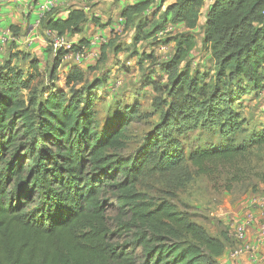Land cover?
I'll return each mask as SVG.
<instances>
[{"label":"trees","instance_id":"16d2710c","mask_svg":"<svg viewBox=\"0 0 264 264\" xmlns=\"http://www.w3.org/2000/svg\"><path fill=\"white\" fill-rule=\"evenodd\" d=\"M204 2L175 0L166 12L174 25L192 30ZM153 3L136 1L122 16L129 25ZM209 10L204 42L213 53L215 81L207 83L189 68L179 72L194 38L177 37L176 55L167 64L168 91L176 97L170 122L178 121L174 113L186 116L188 110L219 124L228 142L189 157L216 188L231 191L252 178L264 185V157L256 152L264 147V129L237 143L233 134L243 124L231 108L240 95L233 98L231 91L238 78L255 90L264 87V0H216ZM60 11L53 7L43 14L44 34H81L89 19L85 9L70 8L66 18ZM114 42L102 46L95 68L108 60ZM90 46L91 40L81 37L71 48L55 49L50 81L69 53ZM30 66L40 75L37 56ZM84 81L75 69L66 81L69 93L60 89L44 97L31 79L0 66V264H220L228 234L214 237L173 202L138 190L158 158L167 169L182 162L181 145L158 129L135 153L124 154L136 109L101 118L92 89L75 87Z\"/></svg>","mask_w":264,"mask_h":264},{"label":"rangeland","instance_id":"374dc122","mask_svg":"<svg viewBox=\"0 0 264 264\" xmlns=\"http://www.w3.org/2000/svg\"><path fill=\"white\" fill-rule=\"evenodd\" d=\"M73 1L67 3L66 0H62L63 4L54 7L65 10L72 7ZM174 1L154 0L145 13L136 15L133 22L128 25L120 13L122 9H118V0L112 5V1L98 0L92 3L93 0H85L89 17L87 28L85 27L79 35L64 37L69 43V48L80 41L81 37L90 38L94 34V42L97 44L94 49L85 47L88 52L85 59H78L75 52L69 53L60 66L57 77L50 81L49 71L56 49L51 43L58 37L53 34L51 37L45 35L40 24L39 34L45 36L47 42L43 46L42 41L38 39V43L33 46L34 49H31V43L35 38L29 39L27 35V32L34 29L31 27V13L39 0H0V8L7 4L11 7L7 14L5 12L0 14V66L22 73L26 80L31 79L32 86L44 97L50 91L60 89L69 93L70 88L66 86L67 78L78 69L85 75V81L75 87L85 91L92 89L95 109L101 118L106 119L109 115L116 116L127 109L135 108L138 116L129 127L130 140L123 151L126 155L135 153L139 147L145 145L146 138L156 133L158 129L169 138L176 139L181 145V152L185 154L182 162L173 169H167L158 158L141 177L138 190L156 200L165 199L173 202L179 211H185L191 220L202 225L214 237L222 238V232L228 234L226 250L229 254L238 247L232 234L233 224L245 214L252 197L264 194V185L262 181L252 178L236 184L231 191L216 188L208 176L197 173L189 157L200 148L218 147L228 142V137L219 132V124L214 120L208 122L205 117L191 116L188 110L186 116L174 113L178 121L170 122V105L176 97L168 91L171 82L167 64L176 55L178 43L176 38L182 34L194 38V44L188 51L189 55L179 65V72L189 68L193 76L205 75L207 83L215 81L212 77L216 76L217 72L213 53L204 42L210 5L204 4L198 25L190 30L183 23L174 25L170 21L171 15H168L166 8ZM99 4L100 7H96ZM59 14L66 15L62 11ZM8 16L10 18L6 21ZM93 17L99 20L98 24L93 21ZM118 20V25L110 29L111 26L108 24L117 23ZM94 23L100 26L106 35L96 33L93 29ZM5 33H10L11 39L3 42L2 35ZM137 37L141 39L136 41ZM98 38L103 40L98 41ZM114 40V45L107 50L108 60L95 68L101 57L102 46ZM115 48L120 50L115 52ZM24 54L30 58L25 59ZM36 54L42 57L40 75H35L30 66V61ZM231 91L234 92L231 93L233 98L240 94L237 100L233 99L231 108L243 124V128L233 134L234 139L237 143L248 141L264 129V87L255 90L249 83L238 78ZM24 94H28L27 90ZM178 101L183 102L180 99ZM224 107L225 105L222 109ZM256 152L264 157V147ZM261 168H264L263 164ZM246 257L251 260L255 258L250 255ZM231 259L232 264H244L241 257ZM219 263L226 264L222 261Z\"/></svg>","mask_w":264,"mask_h":264},{"label":"built area","instance_id":"2783aa9c","mask_svg":"<svg viewBox=\"0 0 264 264\" xmlns=\"http://www.w3.org/2000/svg\"><path fill=\"white\" fill-rule=\"evenodd\" d=\"M131 1H139V0H131ZM216 0H205V5L209 4L210 6L215 3ZM59 4V0H40L37 3V11L38 17L35 20V25L39 26L41 24V19L43 14L53 8L54 6ZM204 7L202 10H204ZM47 35L52 36L56 35L55 32H51L46 30ZM4 39L9 41L11 39L10 33H5ZM57 39L51 43L54 44L56 49H60L62 47H68L69 43L65 40V37H61L57 35ZM103 39L98 38V41H102ZM83 47L81 51L75 52L78 59H85L88 55V52ZM260 217V223L258 225V230L254 241L250 240V231L251 228L257 222V218ZM233 232L232 234L235 237V240L238 243V247L232 250L229 254L231 258H240L242 255H250L251 257H256L258 252L260 251L263 243H264V194L254 196L249 201V208L245 211V214L241 217L239 221L233 224Z\"/></svg>","mask_w":264,"mask_h":264},{"label":"crops","instance_id":"0c3cea01","mask_svg":"<svg viewBox=\"0 0 264 264\" xmlns=\"http://www.w3.org/2000/svg\"><path fill=\"white\" fill-rule=\"evenodd\" d=\"M40 1V0H39ZM67 1V3L70 1V0H66ZM71 1H73V0H71ZM84 1L85 0H77V1H73V5H72V7H70V8H76V7H82V8H84L85 9V11H86V13H87V9H88V7H87V3H84ZM96 1H98V0H93V2L92 3H94V2H96ZM105 1H112L111 2V5L113 4V2L115 1V0H105ZM17 2H19V3H21V1H17ZM134 2H136V1H130V0H118V3H117V6H118V9L120 8V9H123L125 6H127V5H133L134 4ZM71 3V2H70ZM174 3V2H173ZM59 4H63V2H62V0H59ZM172 4V3H171ZM96 7H100V4L99 5H97ZM70 8H66L65 10H61L63 13H65L66 15H61V17H63V18H66V17H68V10L70 9ZM33 9V11H32V13H31V16H32V20H31V27H34V29H33V31L30 33V32H27V35L29 36V39H31V37L32 38H35V40H34V42L33 43H31V49L33 48V46H34V44H36V43H38V39L39 40H41L42 41V44H44L43 46H45V44H46V42H47V39H46V37L45 36H43V35H41V34H39V30H38V27L39 26H36L35 25V20H36V18L38 17V11L36 10L37 9V6L36 7H33L32 8ZM119 9V10H120ZM11 11V7H10V5H5V6H2L1 8H0V14L2 13V12H5V14H7V12H10ZM121 13V12H120ZM60 15V14H59ZM121 15H122V13H121ZM1 17V16H0ZM123 17V16H122ZM9 16H8V18H6V21H8L9 20ZM122 19V18H121ZM118 22H119V20L117 21V23H115L114 22V24H112L111 22L108 24V25H110L111 27H110V29H113L114 27H115V25H118ZM92 24V23H91ZM112 24V25H111ZM19 25V24H18ZM90 25V24H89ZM93 26V25H92ZM94 26H95V28L93 27V29L96 31V33H99V34H101V35H106V33H104L105 31L100 27V26H97V24L96 23H94ZM86 28H87V26H85ZM84 30H85V28H84ZM92 36H90V40H91V48L92 49H94V47L96 46V44L97 43H95L94 42V38H95V34H94V36L91 38ZM96 40V39H95ZM94 42V43H93ZM97 42V41H96ZM34 49V48H33ZM46 54V53H45ZM36 56L41 60V55H37L36 54ZM260 217H258L257 218V222L255 223V225L251 228V231H250V233H251V235H250V240L251 241H254V239H255V237H256V234H257V230H258V225H259V223H260ZM247 255V254H246ZM246 255H244L243 257H241V262H243L244 264H264V243H263V245H262V247H261V249H260V251L258 252V254H257V256L255 257V258H253V260H251V259H249L248 257H246ZM248 256V255H247ZM258 260H260V261H258ZM219 261H222V263H224V262H226V264H232L233 263V260L231 259V258H229V254H228V252H227V250H225V252L223 253V255H222V257H220V259H219Z\"/></svg>","mask_w":264,"mask_h":264}]
</instances>
